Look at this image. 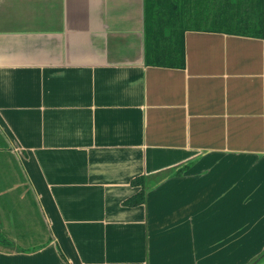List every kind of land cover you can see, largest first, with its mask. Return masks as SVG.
<instances>
[{
    "label": "crops",
    "instance_id": "crops-1",
    "mask_svg": "<svg viewBox=\"0 0 264 264\" xmlns=\"http://www.w3.org/2000/svg\"><path fill=\"white\" fill-rule=\"evenodd\" d=\"M147 1L0 0V194L48 237L0 264H230L199 241L264 160V38L188 30L184 69L150 66Z\"/></svg>",
    "mask_w": 264,
    "mask_h": 264
},
{
    "label": "rangeland",
    "instance_id": "rangeland-1",
    "mask_svg": "<svg viewBox=\"0 0 264 264\" xmlns=\"http://www.w3.org/2000/svg\"><path fill=\"white\" fill-rule=\"evenodd\" d=\"M217 1L215 7H207V13L204 6L199 8V12L212 16L220 7L221 2ZM1 148L3 145L0 142V157L4 155ZM230 168L231 181L233 183L236 179L238 185L219 202L216 198L213 208L216 216L214 240L199 241V248L218 250L216 261L229 258L230 264H263L264 160L258 163L232 161ZM9 184L12 185V192L0 194V237L20 249L44 245L48 241L46 226L30 192L26 190L27 195L19 196L16 178H12ZM222 250L225 252L222 253ZM10 251L15 250L0 245V252Z\"/></svg>",
    "mask_w": 264,
    "mask_h": 264
},
{
    "label": "trees",
    "instance_id": "trees-1",
    "mask_svg": "<svg viewBox=\"0 0 264 264\" xmlns=\"http://www.w3.org/2000/svg\"><path fill=\"white\" fill-rule=\"evenodd\" d=\"M217 2V0H148L146 64L184 69L186 65L184 34L188 30L264 38V0H220V7L212 16L199 12V8L204 6V12L207 13L209 9L207 7H215ZM167 29L171 30L168 36L165 32ZM173 174L180 176L181 172H173ZM144 180L140 178L134 182V185L143 188L138 195L128 201L129 206H137L145 202V188H148L142 185ZM0 245L24 251L16 248L6 238L0 237Z\"/></svg>",
    "mask_w": 264,
    "mask_h": 264
}]
</instances>
